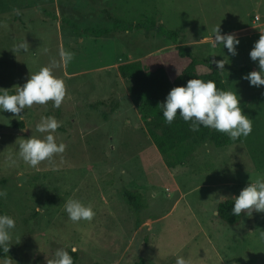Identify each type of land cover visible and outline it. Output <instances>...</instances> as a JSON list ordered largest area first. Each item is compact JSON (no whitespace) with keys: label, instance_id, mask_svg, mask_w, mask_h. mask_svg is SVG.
Masks as SVG:
<instances>
[{"label":"rangeland","instance_id":"obj_1","mask_svg":"<svg viewBox=\"0 0 264 264\" xmlns=\"http://www.w3.org/2000/svg\"><path fill=\"white\" fill-rule=\"evenodd\" d=\"M114 18L121 23L113 28ZM66 20V21H65ZM148 21H152L154 26ZM158 24L178 33L175 41ZM239 38L231 55L212 44V29ZM85 27H108L93 37ZM264 33V0H0V88L14 91L31 72L48 66L65 85L58 108L48 101L14 115L0 112V197L3 213L15 218L7 258L0 264H46L55 250L73 247L75 264H264V213L243 211L235 225L211 214L264 174V86H251L240 66ZM26 50L13 53V46ZM189 49L198 72L205 61L224 59L226 90L237 93L251 132L215 146L190 142L182 164L169 166L145 130L117 65L166 49ZM63 48L73 53L64 65ZM103 101L104 103H99ZM61 122L54 136L63 153L29 166L17 156L18 141L41 136V116ZM21 121L23 127H13ZM22 176V180H19ZM140 194L132 208L123 190ZM68 198L91 205V221L72 222Z\"/></svg>","mask_w":264,"mask_h":264},{"label":"clouds","instance_id":"obj_2","mask_svg":"<svg viewBox=\"0 0 264 264\" xmlns=\"http://www.w3.org/2000/svg\"><path fill=\"white\" fill-rule=\"evenodd\" d=\"M239 42L235 34L222 33L219 25L213 27V47L222 45L228 53L235 55ZM11 50L13 53L26 50V44L19 42ZM248 55L252 61L258 63L259 70H252L242 78L247 79L251 86H264V33L254 41ZM59 57L61 62L67 65L73 59V53L61 48ZM212 63L217 70H224V59L213 60ZM8 89L0 88V112L8 111L14 115L20 114L22 110L30 108L33 104L44 105L48 101L52 102L54 108H58L66 91L64 81L54 75L48 66H41L37 71L31 72L23 85H16L14 91L9 92ZM158 106L165 123L171 124L179 114L185 122H189V127L194 132L199 131L201 127L214 129L226 134L233 141L251 132V120L242 112L237 93L218 89L213 80L191 78L183 85L173 86ZM60 126L61 122L54 116H41L35 125V130L42 135H31L20 139L17 156L29 166L36 167L41 161L52 158L54 154L63 153L65 143H57L54 136ZM4 195L0 191V197ZM64 211L72 222L91 221L95 215L90 204L86 205L73 198L65 201ZM242 211L246 216H251L253 212L264 213V174L257 175L239 191L238 195L232 196L231 212L235 216H240ZM211 214L218 215V210L213 207ZM14 228L15 218L0 213V251L8 252ZM259 238L264 240V230L259 233ZM71 251L75 252L76 249L73 247ZM46 264H73V257L69 254V250L59 247ZM174 264H189V260L177 255Z\"/></svg>","mask_w":264,"mask_h":264},{"label":"trees","instance_id":"obj_3","mask_svg":"<svg viewBox=\"0 0 264 264\" xmlns=\"http://www.w3.org/2000/svg\"><path fill=\"white\" fill-rule=\"evenodd\" d=\"M113 28L121 23L114 18ZM66 21V20H65ZM148 23L154 26L152 21ZM160 34L175 41L178 33L168 29L161 24L157 26ZM108 27H85L83 31L93 37H100L111 32ZM213 56L205 61L207 72H198L199 59L189 49L181 45L172 46L150 53L143 58L131 62H124L117 65L120 77L126 83L129 96L145 121V130L155 145L157 151L167 159L169 166L182 164V159L187 154V146L190 142L203 143L210 139L215 146H223L239 141L231 140L226 134L217 132L214 129L201 127L199 131H192L189 122H185L179 114L171 124L165 123L160 112L158 103L164 101L167 92L176 85H183L188 79L200 78L204 81L213 80L218 89L226 90L220 70L216 69ZM240 72L254 70L252 66H240ZM99 103H104L100 101ZM179 112V109L177 110ZM13 127H23L21 121L13 123ZM123 196L127 203L134 209L141 206L140 194L130 190H123ZM232 199H225L217 203V217L229 225L238 223L240 216L231 212ZM0 213H3L0 202ZM241 215V214H240ZM69 254L73 257V264L78 259L77 251ZM7 254L0 251V257L5 259ZM135 264H145L140 258Z\"/></svg>","mask_w":264,"mask_h":264},{"label":"water","instance_id":"obj_4","mask_svg":"<svg viewBox=\"0 0 264 264\" xmlns=\"http://www.w3.org/2000/svg\"><path fill=\"white\" fill-rule=\"evenodd\" d=\"M19 180H22V176H19V178H18Z\"/></svg>","mask_w":264,"mask_h":264}]
</instances>
